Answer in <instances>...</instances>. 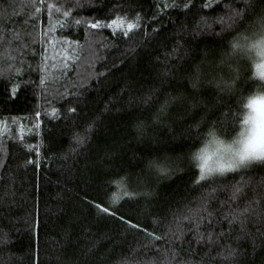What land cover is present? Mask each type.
Returning <instances> with one entry per match:
<instances>
[{
    "label": "trees",
    "instance_id": "trees-1",
    "mask_svg": "<svg viewBox=\"0 0 264 264\" xmlns=\"http://www.w3.org/2000/svg\"><path fill=\"white\" fill-rule=\"evenodd\" d=\"M258 15L0 0V264H264V163L200 181L187 160L254 87L243 64L223 94L189 75Z\"/></svg>",
    "mask_w": 264,
    "mask_h": 264
},
{
    "label": "clouds",
    "instance_id": "clouds-1",
    "mask_svg": "<svg viewBox=\"0 0 264 264\" xmlns=\"http://www.w3.org/2000/svg\"><path fill=\"white\" fill-rule=\"evenodd\" d=\"M250 27L236 31L227 41V47L215 56L209 52L204 61L194 66L189 75L190 87L199 91L210 86L223 94L235 90L239 69L243 64L247 79L254 87L238 97L228 122L233 126L231 135H224L216 126H210L200 138L198 145L187 153L189 164L200 172L201 155L206 153L212 175H221L220 165L232 163V167L242 169L255 163L264 162V77L257 72V64H264V15L253 17ZM184 98H178L179 100ZM254 101V110L248 107ZM190 105L194 101L188 100ZM255 117V124L246 117Z\"/></svg>",
    "mask_w": 264,
    "mask_h": 264
},
{
    "label": "snow or ice",
    "instance_id": "snow-or-ice-1",
    "mask_svg": "<svg viewBox=\"0 0 264 264\" xmlns=\"http://www.w3.org/2000/svg\"><path fill=\"white\" fill-rule=\"evenodd\" d=\"M114 23H116V22H114ZM119 23L122 24L123 21H120ZM92 26L93 27H97L98 25L94 24ZM127 27H128L129 30H131L134 27V25L129 24V25H127ZM256 67H257L258 74L260 76L264 77V64H257ZM248 107L250 109L254 110V101H250ZM250 120L253 122V124H255V117L251 116V115L249 117L245 118L244 123L248 124ZM200 158L202 160V164H201V170L199 172V178L198 179L200 181H203V180L213 176L212 175L213 169L208 166V157H207L206 153L202 154ZM260 163H264V162H260ZM244 168H247V167H244ZM158 170L163 171V169H158ZM237 170H239V169L233 168L232 167V163L229 162V164L227 165V173L236 172ZM220 171H221V175L220 176L225 175L224 174L225 173V166L224 165H220ZM237 190L239 191V189H237ZM115 202L116 201L114 200L113 203H115ZM103 211L104 212H108V209H103Z\"/></svg>",
    "mask_w": 264,
    "mask_h": 264
}]
</instances>
